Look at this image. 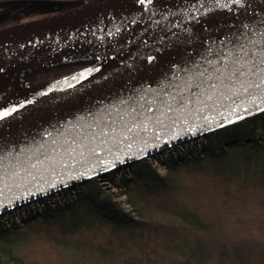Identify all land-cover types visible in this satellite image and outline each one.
Wrapping results in <instances>:
<instances>
[{"label":"water","instance_id":"95a60500","mask_svg":"<svg viewBox=\"0 0 264 264\" xmlns=\"http://www.w3.org/2000/svg\"><path fill=\"white\" fill-rule=\"evenodd\" d=\"M139 1L0 30V77L106 60L0 116V213L264 110V0ZM241 64L242 78L221 75Z\"/></svg>","mask_w":264,"mask_h":264},{"label":"trees","instance_id":"16d2710c","mask_svg":"<svg viewBox=\"0 0 264 264\" xmlns=\"http://www.w3.org/2000/svg\"><path fill=\"white\" fill-rule=\"evenodd\" d=\"M97 61L60 62L0 79V99L24 84L41 92L50 86L43 74ZM152 161L162 162L167 174L154 172ZM129 171L132 181L125 180ZM111 187L129 209L103 197ZM0 264H264L263 114L0 213Z\"/></svg>","mask_w":264,"mask_h":264},{"label":"flooded vegetation","instance_id":"af4514ba","mask_svg":"<svg viewBox=\"0 0 264 264\" xmlns=\"http://www.w3.org/2000/svg\"><path fill=\"white\" fill-rule=\"evenodd\" d=\"M93 1L95 0H0V30L15 24L64 13ZM144 1L140 0L139 3ZM164 1L167 0H151L150 3ZM23 87H27V84Z\"/></svg>","mask_w":264,"mask_h":264},{"label":"bare ground","instance_id":"6f19581e","mask_svg":"<svg viewBox=\"0 0 264 264\" xmlns=\"http://www.w3.org/2000/svg\"><path fill=\"white\" fill-rule=\"evenodd\" d=\"M105 61L106 60H104L101 63L94 65L92 68H90L84 72L79 73L75 77L67 78L64 83H62L60 85H55L53 88H50L46 92H43L40 94H31L25 90H18V89L11 90L5 96V98L0 99V116L5 115V113L8 114L10 112L18 110L22 107H25L29 104L36 102L42 98H45V97H47V96H49L55 92H58V91L62 90L63 88H66L67 86H69L70 84L75 82L76 79L85 76L86 74H88V72H92V71L100 68L104 64ZM221 128H223V127H221ZM156 172L163 174L160 171H156ZM112 189L115 191V188H112Z\"/></svg>","mask_w":264,"mask_h":264},{"label":"rangeland","instance_id":"374dc122","mask_svg":"<svg viewBox=\"0 0 264 264\" xmlns=\"http://www.w3.org/2000/svg\"><path fill=\"white\" fill-rule=\"evenodd\" d=\"M82 71H84V70H79V69L78 70H73V69H71L69 73H65L63 75H59L58 74L59 72L57 70H53L52 72H50L48 74H43L41 79L44 78V81H46L48 83H51L53 81V83H52L53 86L54 85H60V84L64 83L67 78L75 77ZM10 78H14V77L7 75L2 80H8ZM263 115H264V112H263ZM151 166H152V170L154 172L160 171L163 174H167V172H168V168H166L163 165L162 162L152 161ZM126 173H128V174L125 176V180L132 181V180L135 179V177H134L135 175H134L133 171H129V172H126ZM103 197H106V198L110 197V198H114L116 200H121L122 203H123V207L126 208V209H129V207H127V205L125 204V196H123L122 193H120V189L119 188H115V191L112 188L108 189L107 193Z\"/></svg>","mask_w":264,"mask_h":264},{"label":"snow or ice","instance_id":"6c2138e0","mask_svg":"<svg viewBox=\"0 0 264 264\" xmlns=\"http://www.w3.org/2000/svg\"><path fill=\"white\" fill-rule=\"evenodd\" d=\"M248 55H255V54H245V57H247ZM261 60L264 61V49H261ZM217 71H219V69H217ZM246 74L247 73L245 72L243 64H241L239 67H235V66L228 67V66H226L224 68L223 73H221L222 76L235 77L237 79L242 78ZM214 86L215 85H213V87ZM5 115H7V113H5Z\"/></svg>","mask_w":264,"mask_h":264}]
</instances>
